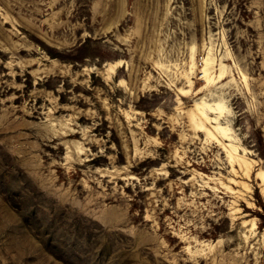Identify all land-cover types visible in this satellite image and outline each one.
I'll return each instance as SVG.
<instances>
[{"label":"rangeland","instance_id":"obj_1","mask_svg":"<svg viewBox=\"0 0 264 264\" xmlns=\"http://www.w3.org/2000/svg\"><path fill=\"white\" fill-rule=\"evenodd\" d=\"M0 264H264V0H0Z\"/></svg>","mask_w":264,"mask_h":264},{"label":"bare ground","instance_id":"obj_2","mask_svg":"<svg viewBox=\"0 0 264 264\" xmlns=\"http://www.w3.org/2000/svg\"><path fill=\"white\" fill-rule=\"evenodd\" d=\"M216 109L219 110V112H224V108H223V104L221 102H218L216 104ZM218 112V114L220 115V113ZM202 114V113H201ZM218 114H217V117H218ZM194 118V117H193ZM202 118V117H201ZM205 119V118H204ZM207 119V118H206ZM207 121V120H206ZM196 124L197 126L202 129V130H205L209 133H211V130L206 126L205 122L203 120H199V119H196ZM217 129H219L221 132H223L224 136H227V137H230V133H229V127L227 125H223V124H218L217 126ZM226 148L228 149L229 153H231V156L233 157V153L231 148H229L228 146H226ZM237 157V156H236ZM241 157V156H240ZM235 158V157H234ZM237 159V158H236ZM247 161V160H246ZM241 164H246L247 165V162H245V160H242L241 161ZM255 226V224H254ZM255 228V227H253Z\"/></svg>","mask_w":264,"mask_h":264}]
</instances>
